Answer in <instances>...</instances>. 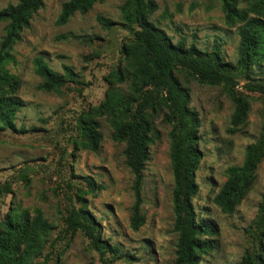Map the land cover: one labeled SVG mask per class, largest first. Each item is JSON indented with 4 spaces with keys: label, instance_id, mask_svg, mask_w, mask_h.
<instances>
[{
    "label": "rangeland",
    "instance_id": "rangeland-1",
    "mask_svg": "<svg viewBox=\"0 0 264 264\" xmlns=\"http://www.w3.org/2000/svg\"><path fill=\"white\" fill-rule=\"evenodd\" d=\"M67 1L44 0L12 47L13 62L5 65L19 81V107L13 117L15 129L0 130V221L7 213L33 216L39 210L53 227L43 249L50 264H173L176 234L168 157L170 126L161 117L154 123L156 138L141 179L144 223L137 231L129 224L134 178L125 165L124 144L111 139V128L100 119L102 139L97 151L75 145L78 115L104 99L107 86L103 78L116 69L122 44L133 37L130 28L119 24V9L125 0L96 2L85 14L75 13L59 25L61 6ZM154 1L156 10L148 19L172 42L183 40L202 52L217 50L226 63H236L238 25L224 23L217 0ZM17 2L0 0V10ZM98 16L117 25L105 29ZM4 27L5 23H0V39ZM38 57L58 74L67 66L77 74L79 83H66L60 94L44 92L35 74L34 60ZM248 76L264 79V61ZM177 77L189 91V107L199 118L203 157L195 174L198 193L191 201L197 220L213 231L206 236L212 249L200 264H236L246 253L257 252L259 232L254 222L264 190V158L257 167L254 185L232 214H222L212 201L225 182V170L241 165L245 148L258 138L263 99L245 90L247 78L240 74L236 89L248 96L249 113L240 130L229 134L234 106L222 88L199 85L182 73ZM87 177L96 186L92 192L86 185ZM78 196L99 225L101 239L117 247L120 256L100 255L81 232L65 231L64 218L71 207L81 205ZM261 244L264 247V236ZM42 259L34 262L41 264Z\"/></svg>",
    "mask_w": 264,
    "mask_h": 264
},
{
    "label": "trees",
    "instance_id": "trees-1",
    "mask_svg": "<svg viewBox=\"0 0 264 264\" xmlns=\"http://www.w3.org/2000/svg\"><path fill=\"white\" fill-rule=\"evenodd\" d=\"M102 0H68L63 3L57 24L63 25L75 14H85L92 5ZM221 5L224 23L238 25V57L234 65L226 63L217 50L202 52L194 44L183 40L172 42L148 17L155 12L154 0H125L120 6L122 27H128L133 37L122 44L121 59L103 78L107 89L104 99L95 107L81 112L76 119L78 140L75 145L82 150L95 152L102 135L100 119L111 128V139L124 144L125 165L132 174L134 201L131 206L130 228L137 231L144 223L141 212V179L145 164L150 159V146L156 138L155 120L170 126L168 157L172 176L171 203L173 232L176 234L173 264H200L211 249L212 228L197 220L192 199L198 193L195 174L202 160L199 148V118L189 107V91L178 80L182 73L199 85L220 86L232 102L234 109L228 133L235 134L245 123L249 113L248 96L237 91L238 77L244 74L247 92L258 93L264 104V79H251L254 66L264 61V0H217ZM44 0H18L0 10V23H5L0 39V130L15 129L13 117L19 107L17 93L19 81L5 65L13 62L11 49L20 40L23 29L31 17L43 6ZM243 7H240V5ZM105 29L117 25L98 16ZM77 38V37H74ZM35 74L44 92L60 94L69 82H77V74L67 66L58 74L38 57L34 60ZM258 138L247 145L241 165L225 170V182L213 197V204L222 214L230 215L246 197L256 180V171L264 158V113ZM23 180L27 181L26 176ZM92 192L96 186L85 178ZM79 208L71 207L64 218L67 233L81 232L91 248L100 255L120 256L117 247L100 237L95 222L82 197ZM254 228L259 232L257 252L246 253L236 264H264V190L260 195L258 215ZM53 227L39 210L33 216L7 213L0 221V264H50L43 249Z\"/></svg>",
    "mask_w": 264,
    "mask_h": 264
}]
</instances>
